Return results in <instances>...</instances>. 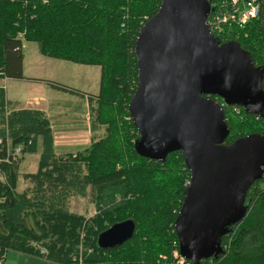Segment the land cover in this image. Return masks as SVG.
<instances>
[{"label":"trees","instance_id":"trees-1","mask_svg":"<svg viewBox=\"0 0 264 264\" xmlns=\"http://www.w3.org/2000/svg\"><path fill=\"white\" fill-rule=\"evenodd\" d=\"M217 1L209 0L211 6ZM161 2L0 0V78L24 79L23 40L38 44L43 56L100 67L99 93L89 98L90 123L92 131H105L83 151L58 155L45 113L9 108L6 91L0 87V136L4 137L7 125L12 146L22 148L23 158L40 152L37 172L24 175L33 187L21 194L15 188L23 158L0 164L6 177L0 180L3 264L8 251L43 257L54 264L173 262L178 244L174 225L188 185V170L180 152L169 155L165 163L135 152L138 134L128 109L138 84L135 43ZM259 2L262 13L258 19L242 29L225 26L223 35L215 37L222 44L237 41L255 65L264 69V0ZM240 110L241 115H236L231 107L224 108L230 130L226 144L250 134L264 135V119ZM5 151L0 158H5ZM89 190L96 207L94 216L70 212L69 199L87 198ZM246 204V218L222 240L223 255L202 264H264V178L254 183ZM128 219L136 224L134 237L118 249H99V234ZM39 248L46 254L41 255Z\"/></svg>","mask_w":264,"mask_h":264},{"label":"water","instance_id":"water-1","mask_svg":"<svg viewBox=\"0 0 264 264\" xmlns=\"http://www.w3.org/2000/svg\"><path fill=\"white\" fill-rule=\"evenodd\" d=\"M212 12L209 0H162L135 43L138 84L128 107L140 157L165 163L182 154L189 181L174 226L191 264L223 255V238L246 218L247 194L264 178V135L226 144L222 105L264 119V69L237 41L214 36ZM135 231L132 219L117 223L99 234L98 248L118 249Z\"/></svg>","mask_w":264,"mask_h":264},{"label":"rangeland","instance_id":"rangeland-1","mask_svg":"<svg viewBox=\"0 0 264 264\" xmlns=\"http://www.w3.org/2000/svg\"><path fill=\"white\" fill-rule=\"evenodd\" d=\"M23 55V74L25 78L23 80L7 78L6 81V97L10 101V108H16L18 106H34L37 104L35 101L37 98L39 99L38 105L40 107L43 108L49 105L51 110L50 116L52 120L60 118L63 121L69 120L72 117L84 120L85 114L87 112L85 105L86 101L76 98V96H72L70 93L66 95L53 91L50 86V82L67 84L69 87L77 89L81 92H88L90 94L97 95L100 88V67L79 65L68 61L57 60L43 56L39 51L38 44L34 42H26L24 40ZM1 79H3V77H1L0 80ZM1 88H5V84ZM218 101H220V104L223 103L221 100ZM56 113L59 115H56ZM103 135H105V131L101 132L100 138ZM79 150L82 149H77L74 151V153H72L75 154ZM68 151H70V149ZM35 158L37 157L27 155V164L30 160L33 161ZM36 168L37 165L35 164V166L33 165L30 170L28 168L24 169L28 170V172H36ZM0 177L2 178L1 173ZM27 186H29V184H25L23 187L21 181L19 180V183L16 184L15 192L21 193L22 190ZM90 191L91 190H89V192ZM67 208L70 212L83 215L86 218L93 217L96 212V207L91 192L87 198H70ZM7 254L9 255L10 259H13L14 257L18 264H34L36 261L35 258L25 257L14 251H8ZM162 259L165 260L166 257L162 256ZM175 262L176 260L173 257V262H171V264H175Z\"/></svg>","mask_w":264,"mask_h":264},{"label":"crops","instance_id":"crops-1","mask_svg":"<svg viewBox=\"0 0 264 264\" xmlns=\"http://www.w3.org/2000/svg\"><path fill=\"white\" fill-rule=\"evenodd\" d=\"M67 72V71H64ZM70 74V73H69ZM24 76V74H23ZM25 78V77H24ZM52 84H56L59 85L63 88L69 89V90H73L75 92H78L79 94H72L70 93L72 96H76V98H80L82 100L86 101V109L87 112L85 114V119H77V118H71L69 120H61L60 118H56L55 120L51 119V114H50V107L49 105L45 106V107H40L38 105L39 103V99L36 98V105L32 106H28V107H16V110H25V109H31V110H39L41 112H44L46 117L49 119L50 124H51V129L53 132V136H54V145H55V150L56 153L58 155H62V154H69V153H74V151H76L77 149H82L79 151H83L84 149H86L87 147H89L92 144V141L94 139L98 140L100 139V135L101 132L104 131V128H96V131H92L91 128V117H90V109H91V105H90V100L89 98L91 97H95L97 95H93L90 94L88 92H81L77 89H73L71 87H69L67 84H63V83H59V82H50ZM51 86V85H50ZM52 88V86H51ZM5 91H6V83H5ZM53 91L57 92V93H63V94H69V92H63V91H59L57 89L52 88ZM8 103L10 104V101L8 100V98L6 97ZM31 103V101H30ZM10 108V107H9ZM13 109V108H12ZM56 115H59L58 113H56ZM82 118V117H80ZM1 129V127H0ZM103 137V136H102ZM101 137V138H102ZM70 149V151H68ZM76 149V150H75ZM77 151V152H79ZM64 152V153H62ZM62 153V154H61ZM72 153V154H73ZM26 156H24L23 160L19 163V167H18V177H17V183H19V180L21 181L23 187L25 186V184H29V186L25 187L21 193H23L24 191H26L29 188H32L33 185L31 182L27 181L24 179V175L26 174H34L37 172L38 170V163H39V159H40V152L38 154L32 155L35 158L33 161L30 160L27 164L26 161ZM27 164V166L25 167V165ZM35 164L37 165V170L36 172H28V170H25L24 168H28L29 170L31 169V167ZM1 173V172H0ZM2 174V173H1ZM1 181H5L6 177L4 174H2V178L0 177ZM16 191V190H15ZM18 193V192H16ZM18 193V194H21ZM15 252V251H14ZM18 254H21L25 257H30V258H35L36 261L34 264H54L46 259H44L43 257H36V256H32V255H28V254H24V253H20V252H16ZM20 258V256H19ZM22 258V257H21ZM32 260V259H31ZM18 264L16 262V260L14 259H10L9 255L6 254V260L4 264Z\"/></svg>","mask_w":264,"mask_h":264},{"label":"built area","instance_id":"built-area-1","mask_svg":"<svg viewBox=\"0 0 264 264\" xmlns=\"http://www.w3.org/2000/svg\"><path fill=\"white\" fill-rule=\"evenodd\" d=\"M214 10L208 19L209 26L214 36L220 37L225 31V26L232 27L233 25L243 28L247 23L252 20L258 19L262 13V8L259 0H218L212 5ZM7 78L4 77L0 80V87L6 83ZM4 89V88H3ZM223 108H226L224 104ZM229 108V107H228ZM233 113L241 115V110L238 107H231ZM6 115L8 114V106H6ZM0 152L5 151V158H0V164H11L13 162H19L23 158V152L21 147H13L11 139L9 137L7 125L4 137L0 136ZM33 247H37L36 244H32ZM41 255H45V249L39 248ZM175 258V264H186L187 261L180 255L179 247L173 252ZM0 264H3L0 261Z\"/></svg>","mask_w":264,"mask_h":264}]
</instances>
